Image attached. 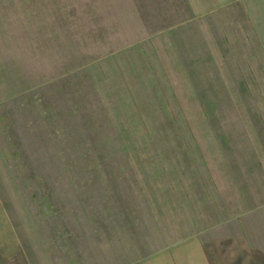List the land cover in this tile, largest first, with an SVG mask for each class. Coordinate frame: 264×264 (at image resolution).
<instances>
[{
    "label": "rangeland",
    "instance_id": "374dc122",
    "mask_svg": "<svg viewBox=\"0 0 264 264\" xmlns=\"http://www.w3.org/2000/svg\"><path fill=\"white\" fill-rule=\"evenodd\" d=\"M0 203V264H264V0H0Z\"/></svg>",
    "mask_w": 264,
    "mask_h": 264
},
{
    "label": "crops",
    "instance_id": "0c3cea01",
    "mask_svg": "<svg viewBox=\"0 0 264 264\" xmlns=\"http://www.w3.org/2000/svg\"><path fill=\"white\" fill-rule=\"evenodd\" d=\"M192 7L211 9L223 7L230 0H189ZM6 212L0 203V223L8 222ZM143 264H215L210 249L198 235L167 247L163 251L143 261Z\"/></svg>",
    "mask_w": 264,
    "mask_h": 264
}]
</instances>
